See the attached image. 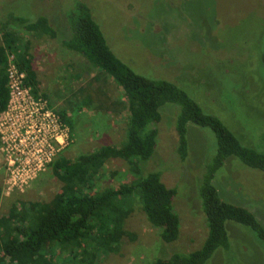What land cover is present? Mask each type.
Here are the masks:
<instances>
[{"label":"rangeland","instance_id":"obj_1","mask_svg":"<svg viewBox=\"0 0 264 264\" xmlns=\"http://www.w3.org/2000/svg\"><path fill=\"white\" fill-rule=\"evenodd\" d=\"M78 2L90 7L113 53L136 74L175 84L244 146L264 153V0H0V43L10 16L30 23L44 17L57 33L56 39L26 31L19 36L33 57L38 94L71 128L73 142L59 157L74 161L103 147L120 148L128 139L124 92L81 55L63 50L62 41L71 37L67 16ZM179 114L176 105L161 109L154 155L141 162L142 178L158 173L167 188L176 190L172 205L180 219L178 241L164 243L137 200L125 225L132 238L123 240L118 253L102 256L101 264H154L203 246L208 228L199 188L216 155L217 139L210 129L189 125L183 161ZM5 174L0 152V218L19 202H50L63 187L49 167L23 192L7 193ZM135 178L127 162L110 160L95 179L94 191L118 189ZM213 184L224 202L246 208L264 225V172L231 157ZM226 227L230 250H218L207 264H264V245L249 228L234 222ZM66 258L56 251L54 264H69Z\"/></svg>","mask_w":264,"mask_h":264},{"label":"trees","instance_id":"obj_2","mask_svg":"<svg viewBox=\"0 0 264 264\" xmlns=\"http://www.w3.org/2000/svg\"><path fill=\"white\" fill-rule=\"evenodd\" d=\"M67 21L71 37L63 41V46L109 75L124 92L129 111L128 139L120 148L103 147L74 161L59 157L50 167L63 183L61 192L50 202H19L20 206L14 205L8 216L0 218V263L54 264L59 251L67 256L64 262L69 264H101L102 256L118 253L123 240L132 238L125 225L137 200L162 241H178L181 225L172 205L176 190L167 188L158 173L142 178L141 170V162L154 155L161 109L166 105L180 108L176 131L183 161L188 157L189 125L213 131L217 150L199 188L208 228L203 246L194 252L158 259L154 264H207L218 250L228 252L231 243L227 222L249 228L264 245V225L246 208L224 202L213 184L216 173L231 157L264 172V153L244 146L219 118L204 112L195 99L175 84L136 74L113 53L89 6L78 2L68 13ZM20 31L57 37L44 17L33 23L18 16L7 19L0 43V114L9 102L10 58L25 74L26 85L39 96L33 58L29 46L22 43ZM60 116L69 124L66 117ZM110 160L127 162L137 178L118 189L95 192V179Z\"/></svg>","mask_w":264,"mask_h":264},{"label":"built area","instance_id":"obj_3","mask_svg":"<svg viewBox=\"0 0 264 264\" xmlns=\"http://www.w3.org/2000/svg\"><path fill=\"white\" fill-rule=\"evenodd\" d=\"M10 58L9 102L0 114V152L7 193L23 192L71 145L70 126L48 100L33 93Z\"/></svg>","mask_w":264,"mask_h":264},{"label":"crops","instance_id":"obj_4","mask_svg":"<svg viewBox=\"0 0 264 264\" xmlns=\"http://www.w3.org/2000/svg\"><path fill=\"white\" fill-rule=\"evenodd\" d=\"M40 37H42V36H40ZM63 41H64V40H63ZM63 41H62V43H63ZM62 46H63V44H62ZM64 48H65V47L63 46V50H64ZM65 49H66V48H65ZM32 58H33V57H32ZM81 60L83 61V60H86V59L83 57ZM84 62H85V61H84ZM86 62H87V61H86ZM87 63H88V62H87ZM33 65H34V64H33ZM35 71H36V70H35ZM36 72H37V71H36ZM39 96H42V95H39ZM43 97H44V96H43ZM67 124H68V123H67Z\"/></svg>","mask_w":264,"mask_h":264}]
</instances>
